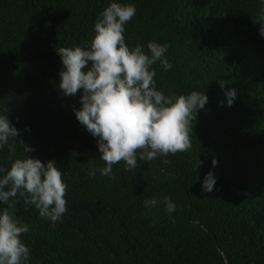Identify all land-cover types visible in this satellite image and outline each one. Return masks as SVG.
Segmentation results:
<instances>
[{
	"label": "trees",
	"instance_id": "16d2710c",
	"mask_svg": "<svg viewBox=\"0 0 264 264\" xmlns=\"http://www.w3.org/2000/svg\"><path fill=\"white\" fill-rule=\"evenodd\" d=\"M109 2L0 0V113L20 130L15 153L0 151V166L23 155L53 160L67 184L68 211L55 226L23 197L14 198L15 216L29 226L21 236L29 264H264V37L256 24L264 5L119 0L136 7L125 26L129 47L168 45L172 68L153 65L158 90L204 91L208 103L193 120L190 151L138 159L130 171L121 161L112 179L88 175L104 161L72 110L80 93L64 96L58 87L56 52L84 46ZM220 81L224 90L236 89L231 107ZM19 141L34 151L25 154ZM209 170L216 183L204 192ZM165 195L177 204L173 219ZM153 197L161 203L146 208Z\"/></svg>",
	"mask_w": 264,
	"mask_h": 264
},
{
	"label": "clouds",
	"instance_id": "9594fccd",
	"mask_svg": "<svg viewBox=\"0 0 264 264\" xmlns=\"http://www.w3.org/2000/svg\"><path fill=\"white\" fill-rule=\"evenodd\" d=\"M264 5V0H260ZM136 15V7L119 0H110L98 15L92 38L84 46L61 47L57 52L62 69L59 89L64 96L78 92L79 108H73L77 121L96 139L104 166H90L88 175L115 179L113 165L123 161L124 170L137 166V160L151 161L158 156L187 152L192 148L193 120L198 110H204L208 96L200 91L188 94H169L158 90L153 67L159 62L164 71L172 68L166 58L167 44L155 40L129 47L125 41V26ZM259 35L264 37V8L257 16ZM224 90V83L220 81ZM227 106L236 99L234 88L224 90ZM20 135L7 114L0 113V151L8 148L15 153L16 138ZM10 141H12L10 143ZM26 154L33 148L19 141ZM217 161L212 160L215 167ZM196 165H202L197 160ZM56 162L42 163L35 157L23 155L11 161L8 168L0 166V264H29L30 249L21 236L29 226L14 212V198L23 197L26 205L34 206L39 215L52 226L62 220L67 209V184ZM216 183L212 170L201 182L204 192H212ZM169 219L177 204L171 197H163ZM161 203L153 197L144 201L146 208Z\"/></svg>",
	"mask_w": 264,
	"mask_h": 264
}]
</instances>
